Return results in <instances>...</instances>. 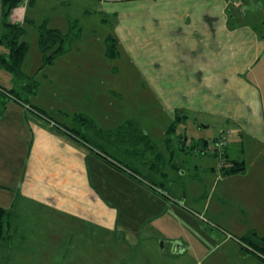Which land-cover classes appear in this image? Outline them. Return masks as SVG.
Here are the masks:
<instances>
[{
  "label": "rangeland",
  "instance_id": "1",
  "mask_svg": "<svg viewBox=\"0 0 264 264\" xmlns=\"http://www.w3.org/2000/svg\"><path fill=\"white\" fill-rule=\"evenodd\" d=\"M106 1L23 0L25 34L22 40L29 43L23 64L26 78L19 80L0 67V85L14 90L18 97H9L0 91V137L4 136V131L16 135L24 129L27 118L19 116L20 109L14 105V99L19 100L27 107L28 118L35 114L30 107L43 109L46 117L52 115L69 128L87 132L104 145L108 155L144 175L130 158L140 157L142 164L147 157L142 169L159 160L154 152L142 149L144 146L135 147L137 144L130 143V132L122 133V127L137 123L148 131L156 151L163 154L162 169L168 173L171 187L168 191L165 188L155 191L146 181L139 183L133 171H128L131 175L123 170L120 173L118 168L107 165L111 171L106 167L101 173L107 187L100 191L106 196L105 208L110 207L117 218L118 228L105 237L101 233L99 240L93 233L88 237L80 234L71 221L55 220L60 213L54 209L38 207L39 204L25 199L20 190L22 173L0 171V182L6 183L0 186V205L13 210L8 237L0 240V264H144L140 254L128 256L131 251L126 250L122 234L138 235L147 230L163 234L158 246L166 254L180 242L188 247L186 240L196 248L206 241L209 248L201 252L205 264L221 257L223 260L226 253L231 255L228 260L235 261L238 242L229 238L222 243L226 236L218 229L227 227L245 240L243 235L252 233L248 225L261 219L256 213L260 206L257 202L264 199V172L262 178L258 176L262 171L260 167L264 166L260 163L264 161V143L251 139L254 136L251 132L260 133L261 128L251 126L250 119L246 118L251 132L242 137L240 124L221 114L228 109V114L237 112L223 94H214L213 105L198 109L191 108L193 102L199 103L198 98L180 95L177 104L182 105L183 100L189 104L178 113L186 116L171 128L176 112L172 116L173 109L164 110L169 100L157 92L152 80L143 74L142 62L135 59L140 52L126 39L118 38V22L124 16H134L124 14L123 10L119 14L104 15L97 5ZM74 20H78V24L72 26ZM3 21V0H0V34ZM46 26L58 28L65 34L72 32L66 51L52 64H44L39 42L40 31ZM113 38L117 51L111 56L109 44ZM6 50L0 46V54ZM21 82L29 85L21 87ZM9 100L12 101L4 110ZM226 128H231L235 137L226 147L230 158L239 155V159L246 162V172L224 174L222 170L226 156L215 153L214 142L217 136L225 135ZM25 134L28 135V131L25 130ZM206 137L210 140L209 146L198 139ZM15 138L21 142L19 135ZM193 144L200 145L203 152ZM5 176H9L7 181ZM255 180H258V188L252 189ZM84 229L90 234L88 228ZM263 235L264 228L256 236Z\"/></svg>",
  "mask_w": 264,
  "mask_h": 264
},
{
  "label": "crops",
  "instance_id": "2",
  "mask_svg": "<svg viewBox=\"0 0 264 264\" xmlns=\"http://www.w3.org/2000/svg\"><path fill=\"white\" fill-rule=\"evenodd\" d=\"M97 6L104 15L119 14L123 10L124 14L134 16H124L118 22V38L126 39L136 52H140L135 59L142 62V72L152 80L157 92L169 100L164 110L173 109L170 113L172 116L176 112L175 123L186 116L183 114L185 111L181 113L183 115L178 111L181 108L187 109L189 104L183 100V104L178 105L180 95L198 98V104H191V108L198 109L213 105L214 94H223L229 105H235L237 112L228 114V109L221 114L240 124L242 137L246 136V132H251L248 129L250 125L261 128L260 133L251 132L254 134L251 139L264 143V0H236L235 3L231 0H107ZM1 54H8V49ZM20 85L26 87L27 83L22 82ZM11 101L5 102L4 110L8 109ZM14 101V105L20 109L18 115L27 120L22 126L24 129L18 134L11 135L4 131V136L0 137V171L6 174L15 171L22 173L20 194L32 200V203L39 204L38 207L54 209L60 213L55 220L73 222L80 234L88 237L93 233L94 237L101 240V233L105 237L110 231H115L118 228L117 218L110 207L105 208L106 196L100 190L107 187L101 173L106 171L107 165L116 168L110 162H117V159L97 150L106 156L101 157L93 151L97 148L92 150L83 141L71 137L65 131L68 130L64 128L66 125L52 115L46 117L30 107L35 114L28 118L27 107L21 101ZM246 118L250 119V125ZM12 126L13 123H10ZM224 131L230 134L228 146L229 141L235 137L232 136L231 128ZM82 133L88 135L87 132ZM17 135L21 142L15 138ZM221 136L215 138L214 147L217 148ZM198 139L207 142L209 146L210 140L207 137ZM96 141L98 146H102L98 139ZM21 145H25L23 149ZM115 151L118 150L115 148ZM225 151L227 160H240L239 155L231 159L228 150ZM139 158H130L134 166L144 174L143 179L134 174L139 183L146 181V177L157 175V181L164 184L163 188L171 187L168 173L161 165L162 170L157 173L151 163L142 169L147 157L142 164ZM170 158L174 159L175 156ZM92 161L93 165L90 166ZM260 163L264 165V161ZM246 170L247 167L244 172ZM260 170L258 176L262 178L264 166ZM128 171L125 173L128 174ZM119 172L123 173L120 169ZM3 178L7 181L9 176ZM4 184L5 181L1 180L0 186ZM146 184L150 183L146 181ZM252 184V189L258 188V180ZM257 204L260 206L256 214L261 219L248 225L252 233L243 236H253L261 241L264 235H256L264 228V199ZM196 219L200 220L198 216ZM84 227L88 228L90 234L85 233ZM218 230L226 236L222 243L229 238L238 242V249L235 250L237 259L228 260L231 255L226 253L223 260L221 257L211 264H264V255L246 246L240 238L242 235L239 237L232 234L227 227L220 226ZM162 237L161 232L154 230L138 235L131 232L122 234L126 250L131 251L128 256L137 257L138 253L143 257L144 264H205L201 252L209 248L206 241H201L196 248L186 240L188 247L180 242L166 254L158 246L159 238Z\"/></svg>",
  "mask_w": 264,
  "mask_h": 264
},
{
  "label": "trees",
  "instance_id": "3",
  "mask_svg": "<svg viewBox=\"0 0 264 264\" xmlns=\"http://www.w3.org/2000/svg\"><path fill=\"white\" fill-rule=\"evenodd\" d=\"M22 2L23 0H3L4 21H3L2 32L0 34V45H3L8 49V54H0V67L12 73L19 80H24L26 78V73L23 70V64L25 62L27 53L29 51V43L25 40H22L23 35L25 34V28L23 26V23L12 22L11 13L16 7L20 6ZM74 21L76 22L73 24ZM74 21L72 22V26L78 24V20H74ZM71 38H72V32H70V34L68 33L65 34L58 28H49L47 26L41 29L39 42H40L41 50L43 51V54H44V64H52L56 58L62 55L66 51V47L68 46ZM116 51H117L116 50V39L113 38L111 39V43L109 44V55L111 56L116 55ZM27 85L29 84L27 83ZM0 89H1L0 91L6 93L7 96L16 97V95L13 93L14 90L10 89L9 91L8 89L3 88L1 85H0ZM35 109H37L38 112L44 114L43 109H40V108H35ZM48 117H51V116H48ZM91 125H93V122ZM175 125L176 124L174 122V125H171V128H173ZM125 127L123 129V132L124 131L130 132L128 134L131 136L127 135L129 136L130 143L132 141L133 144H137L135 147L144 146V148L142 149H145L148 152L149 151L154 152L153 154H156V157L158 158L159 162H155L154 172L157 173V171H161L162 163L163 164L165 163V162H162L163 155L159 153L158 151H156L155 146L152 142L151 136L149 135L148 131L145 130V128L138 127V125L136 126V124L133 122L129 123V125L126 128ZM64 128L68 129V130H65L67 134H69L71 137H73L74 139L78 141H83L86 145L91 147L92 150L94 148H97L96 150L94 149L93 151H95L101 157L106 158V156L99 153L98 151L103 152L108 155L104 147L97 145L98 141H96L94 137L90 136L89 134L87 135L86 133H82L81 131L75 128H69L66 126H64ZM192 146L196 148L199 152H203V150L200 151L201 148L198 149L200 145L199 146L192 145ZM226 146H225V149H226ZM214 150H215V153H220L218 151V148L215 147ZM225 152L226 151L220 154L224 155L225 157L226 156ZM110 157L112 158V156ZM107 159L109 158L107 157ZM110 163L120 170H123V171L131 170L128 166H125L119 160H117V162L111 161ZM223 163L224 164H223L222 170L224 174L244 172L246 169V164L244 160H227V156H226V159L223 160ZM131 171L134 172V170H131ZM134 173L137 174L136 171ZM138 176L140 178H144V176L141 174L139 175V173H138ZM156 176L146 177L145 180L149 182L152 185V187L156 186V188L158 187V189L164 190L163 188L164 184L157 181ZM165 191H168V189H165ZM12 214H13L12 209H8L0 205V240L6 239L8 237L7 231L12 227V219H13ZM245 238H246L245 240L243 239L241 240L246 244V246L248 247L250 246L253 250L258 251L262 255H264V244H263L264 238H262L261 241H258L253 236L252 237L247 236Z\"/></svg>",
  "mask_w": 264,
  "mask_h": 264
},
{
  "label": "built area",
  "instance_id": "4",
  "mask_svg": "<svg viewBox=\"0 0 264 264\" xmlns=\"http://www.w3.org/2000/svg\"><path fill=\"white\" fill-rule=\"evenodd\" d=\"M231 1L235 3L236 0H231ZM24 15H25V8L22 5L16 7L11 13L12 22L22 23L25 18ZM227 135H228L227 133L225 135H222L218 140L217 148L220 153H223L225 151V146L228 143Z\"/></svg>",
  "mask_w": 264,
  "mask_h": 264
}]
</instances>
